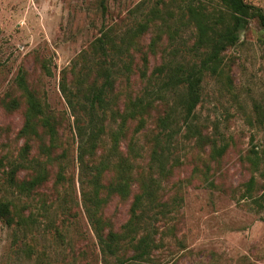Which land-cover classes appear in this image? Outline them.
Here are the masks:
<instances>
[{
  "label": "rangeland",
  "instance_id": "rangeland-1",
  "mask_svg": "<svg viewBox=\"0 0 264 264\" xmlns=\"http://www.w3.org/2000/svg\"><path fill=\"white\" fill-rule=\"evenodd\" d=\"M101 1L0 0V201H10L21 217H30L26 228L16 223L8 227L0 219V264H105L104 259L115 264L102 254L83 207L73 117L59 89L61 72L89 69L92 80L99 66L94 41L107 32L118 42L126 29L150 19L147 31L135 40L146 52L148 71L162 61L197 60L189 52L195 29L188 8L209 13L222 8L220 0H103V6ZM244 1L264 12V0ZM152 42L154 53L147 51ZM131 55L135 64L142 56L136 51ZM222 58L220 73L203 78L193 125L207 143L225 146V151L212 156L208 144L199 147L196 139L175 138L173 157L181 164L172 169L166 187L168 196L177 193L183 203L175 218V238L157 251L156 264H264V28L256 19ZM20 72L57 119L58 152L65 150L67 156L62 162L66 180L55 184L57 166H52L48 181L30 196L7 180L25 142L19 134L25 112L16 82ZM129 86L133 93L143 87L136 72ZM125 89L122 83L117 91L124 94ZM12 99L19 107L9 110ZM156 115L138 136L142 166L159 131ZM26 142L28 158L43 159L37 142ZM23 175L28 179L31 172L19 177ZM251 178L255 183L249 195L245 190ZM128 209L129 201L113 199L103 211L109 227L118 231Z\"/></svg>",
  "mask_w": 264,
  "mask_h": 264
},
{
  "label": "trees",
  "instance_id": "trees-1",
  "mask_svg": "<svg viewBox=\"0 0 264 264\" xmlns=\"http://www.w3.org/2000/svg\"><path fill=\"white\" fill-rule=\"evenodd\" d=\"M220 3L222 8L216 13L191 5L188 8V20L195 29L189 52L197 60L162 61L148 71L146 52L135 40L147 31L150 19L126 29L118 42L107 32L94 41L92 51L99 66L92 80L89 69L87 72L71 67L61 72L59 89L73 117L83 207L102 254L113 258L115 264H156L157 251L167 245L170 237L175 238V218L181 213L183 197L177 193L168 196L166 187L172 169L181 164L173 157L175 138L182 135L184 139H196L199 147L208 144L212 156L220 157L225 151V146L207 143L200 128L193 125L202 81L206 74L220 73L222 53L237 43L239 33L251 20L256 19L264 28V12L244 0ZM155 47L152 42L147 51L154 53ZM131 51L142 54L136 64ZM40 67L46 75L51 74L45 62ZM135 72L143 87L133 93L129 82ZM16 82L25 102L19 132L25 142L20 161L10 164L7 180L16 191L30 196L48 181L52 166H57L54 183L66 180L62 162L67 156L65 150L58 152L61 146L55 116L31 91L22 72ZM122 83L124 94L117 91ZM18 107L15 99L7 104L9 110ZM153 114H157L159 131L152 136L153 144L142 166L138 136L146 131ZM28 140L37 142L38 155L43 159L28 158ZM251 163L257 164L255 160ZM25 171L31 172L28 179L25 175L19 177ZM254 183V178L246 183L245 194H251ZM115 198L129 201L128 219L118 231L109 227L103 215L104 208ZM26 218L10 201H0V219L6 226L16 223L26 228ZM104 262L108 264L105 259Z\"/></svg>",
  "mask_w": 264,
  "mask_h": 264
}]
</instances>
